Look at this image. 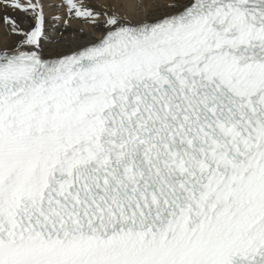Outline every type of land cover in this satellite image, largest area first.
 <instances>
[{"label":"snow or ice","instance_id":"obj_1","mask_svg":"<svg viewBox=\"0 0 264 264\" xmlns=\"http://www.w3.org/2000/svg\"><path fill=\"white\" fill-rule=\"evenodd\" d=\"M157 7L0 0V264H264V0Z\"/></svg>","mask_w":264,"mask_h":264},{"label":"bare ground","instance_id":"obj_2","mask_svg":"<svg viewBox=\"0 0 264 264\" xmlns=\"http://www.w3.org/2000/svg\"><path fill=\"white\" fill-rule=\"evenodd\" d=\"M49 4L56 5L61 2V0H47ZM107 0H85V3L92 5L93 7H98L99 4L105 3ZM123 4H137L143 3L149 6V11L153 13L159 12L161 9L157 7L158 5H163L167 3V0H116ZM122 11L125 12H135L134 8H124ZM66 9H60L56 7L49 8V40L44 42V53L49 55L57 51H67L69 48L75 47L82 43L85 39L99 37L103 29H96L91 24L87 23L83 19L75 18L70 21V25L66 28L64 22L60 23L55 16H59L61 21H64L66 17L64 13ZM5 13L0 12V17ZM13 15L19 17L24 27H28L30 21L21 12L12 13ZM83 29V31H81ZM6 30V25L3 19H0V40L3 39ZM18 37H11L9 42L11 43Z\"/></svg>","mask_w":264,"mask_h":264},{"label":"rangeland","instance_id":"obj_3","mask_svg":"<svg viewBox=\"0 0 264 264\" xmlns=\"http://www.w3.org/2000/svg\"><path fill=\"white\" fill-rule=\"evenodd\" d=\"M61 20H62V19H59V21H58V20H57V21L60 22V23L64 22V21H61Z\"/></svg>","mask_w":264,"mask_h":264}]
</instances>
